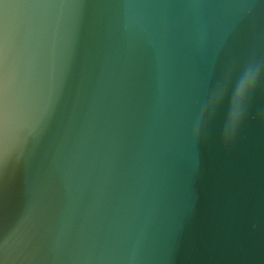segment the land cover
<instances>
[{
    "label": "water",
    "instance_id": "95a60500",
    "mask_svg": "<svg viewBox=\"0 0 264 264\" xmlns=\"http://www.w3.org/2000/svg\"><path fill=\"white\" fill-rule=\"evenodd\" d=\"M253 56L264 0H0V264H264V73L196 134Z\"/></svg>",
    "mask_w": 264,
    "mask_h": 264
},
{
    "label": "clouds",
    "instance_id": "9594fccd",
    "mask_svg": "<svg viewBox=\"0 0 264 264\" xmlns=\"http://www.w3.org/2000/svg\"><path fill=\"white\" fill-rule=\"evenodd\" d=\"M234 71H236V76L233 84ZM262 73H264V59L258 60L255 56L249 58L238 70L229 65L200 112L196 123L197 136L204 132L217 106L228 93L230 87V105L223 134L225 138L234 135L247 113L248 104L261 80Z\"/></svg>",
    "mask_w": 264,
    "mask_h": 264
}]
</instances>
